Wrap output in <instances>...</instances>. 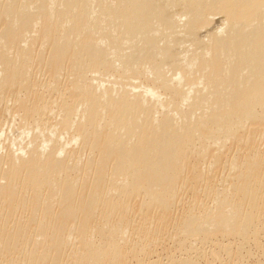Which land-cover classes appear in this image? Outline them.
I'll list each match as a JSON object with an SVG mask.
<instances>
[{
  "label": "bare ground",
  "instance_id": "bare-ground-1",
  "mask_svg": "<svg viewBox=\"0 0 264 264\" xmlns=\"http://www.w3.org/2000/svg\"><path fill=\"white\" fill-rule=\"evenodd\" d=\"M2 108L0 264H125L172 217L218 249L179 264L264 255V0H0Z\"/></svg>",
  "mask_w": 264,
  "mask_h": 264
},
{
  "label": "rangeland",
  "instance_id": "rangeland-1",
  "mask_svg": "<svg viewBox=\"0 0 264 264\" xmlns=\"http://www.w3.org/2000/svg\"><path fill=\"white\" fill-rule=\"evenodd\" d=\"M42 79H44L43 77L41 78V80ZM40 80V81H41ZM61 82V81H60ZM61 84H63V83H61ZM50 87V84H49V86H47V89ZM45 92H47L46 90H44ZM13 105H11V109H13ZM1 110V112L0 113H2V114H0V122L1 121H3L4 122V120H7L6 118H7V115H8V113H6V112H4L5 110H3V108L2 109H0ZM6 113V114H5ZM11 117L13 118L14 116H10V119H11ZM9 119V118H8ZM14 119V118H13ZM26 123H28L30 120H28V121H26V120H24ZM32 121V120H31ZM8 122L9 123H11V125H14V124H20V122H19V119L17 118V120H16V118H15V123H14V120H12L11 119V121L10 120H8ZM14 124H13V123ZM17 122V123H16ZM8 124V123H7ZM29 124V123H28ZM9 125L10 124H8V125H6L5 127H7L6 129H5V127L3 126L2 128H3V130H1L0 129V132L3 134H1L0 133V135H2V137L4 136V137H8V135H9V137L12 135H10V133H9V130L11 129H9ZM11 127V126H10ZM8 130V131H7ZM11 131V130H10ZM7 132V133H6ZM15 133V132H14ZM13 133V135H12V138H14V137H17V136H14L15 134ZM6 135V136H5ZM14 136V137H13ZM252 137H253V135H251ZM249 137L251 140H252V137ZM248 137V136H247ZM260 137V136H259ZM15 139V138H14ZM253 139H254V137H253ZM4 140L5 139H2L1 140V145L3 144L4 146H5V142H4ZM255 140V139H254ZM256 141H257V139H256ZM69 144V143H68ZM66 145V144H65ZM264 145V144H263ZM3 146V147H4ZM69 146V145H68ZM67 145H66V147H68ZM230 150V153H232L231 155H230V153L228 154V152L226 153L227 155L225 156V159L223 158V160H222V164H217V166L218 167H215V166H213V167H211L210 168V166L208 167V168H210V169H212V171L214 170V168H217L216 170H214V171H216L219 175L224 171V169H225V167H227V164L228 163H226L227 161H226V159L228 160V158L230 159V157H235L236 155H238L237 153H238V151H235V149L233 148L232 150V152H231V149H229ZM237 150V149H236ZM237 152V153H236ZM230 155V157H227V156H229ZM225 164V165H224ZM224 165V166H223ZM224 168V169H223ZM210 169L208 170L209 172H210ZM222 169V170H221ZM211 171V173L212 174H210L209 172V174L208 173H206V174H203L204 172H199L198 174L200 175H197L199 178L197 179V176H196V178L194 179V180H192L190 183L193 185H188V184H190V183H188V184H186L185 182H184V186L183 185H180V188L181 189H179V191H177L178 193V195H177V200H173L172 202H174V203H172L171 204V201H170V204L168 203V205H170V212H171V210H172V212H174V213H180L182 210V207H183V205L186 207V203H189V197H188V195L190 194L191 195V193H195L196 191H198L199 190V188L200 187H198V185H200V181L199 180H201L202 181V183L201 184H203L205 181H206V183H211L212 182V178H213V180H214V178L216 177V176H214L213 177V175L214 174H216V175H218L216 172H214V174H213V172ZM220 171V172H219ZM205 175H209L208 177L207 176H205ZM201 176L203 177V178H201ZM212 176V178H209V177H211ZM204 178H206V179H204ZM209 178V179H208ZM202 179H204V181L202 180ZM195 180H197L196 181V184H197V188L194 186V185H196L195 184ZM208 181V182H207ZM199 182V183H198ZM227 184V183H226ZM188 187H187V186ZM209 185V184H208ZM210 185H212V183L210 184ZM182 186V187H181ZM196 188V189H193V188ZM191 190H189V189ZM194 190V191H193ZM196 190V191H195ZM204 190H206V189H204ZM208 190V189H207ZM207 190L206 191H203V193L202 194H200V191H198L196 194H198L197 196L200 198L199 199V202H198V206H201L200 204H203L204 205V203L206 204L209 200V197H207L206 195L207 194H205V193H208L207 192ZM209 190H211L210 188H209ZM191 193H190V192ZM205 192V193H204ZM186 194H187V196H186ZM180 195V196H179ZM183 195V196H182ZM185 195V196H184ZM201 196V197H200ZM179 197V198H178ZM185 197H187V198H185ZM204 198V199H203ZM160 199V197L159 196H157L156 197V199H154L152 202L153 203H151L152 205L151 206H153L154 204H156L157 205V203H158V200ZM135 200H137V197H136V199ZM140 200H142V198H138V202H139V204L137 203H135V201H134V206L132 207V206H130L131 208H129V209H126V211H124V213H123V211L121 212V213H123V216H124V222L126 223V225L127 226H129L130 225V223H133L132 224V226L133 225H135L138 221H139V218L141 219V216H140V214H141V207H142V202L143 201H141V203H140ZM157 200V201H156ZM208 200V201H207ZM154 201H156L155 203H154ZM162 202V200L160 199L159 200V202ZM202 201H204V203H202ZM207 201V202H206ZM182 202H184V204L182 203ZM141 204V205H140ZM160 204V203H159ZM158 204V205H159ZM138 205V206H137ZM139 205H140V207H139ZM173 206V207H172ZM174 206H175V208H176V210L174 209ZM191 206H193V204H191ZM156 207V206H155ZM194 207V206H193ZM133 208V210H131ZM139 208H140V210H139ZM152 208V207H151ZM153 208H154V206H153ZM199 208V207H198ZM148 214L147 215H149V219L148 220H150V222L152 221L153 223H154V220H153V218L151 217L155 212L153 211V210H151V209H148ZM177 211V212H176ZM150 212L152 213V215L150 214ZM154 212V213H153ZM172 212L170 213V215L172 214ZM179 215H181V214H179ZM172 221H170V222H167L166 220L164 221V225H166L163 229H161V230H159L158 228H157V230H159L162 234L159 236V235H157V236H155L154 237V240L153 239H151L152 240V243H155L156 242V239H157V244L155 243V244H152L151 243V245H149V244H144V243H142V241H141V234H137V233H134V232H131V239H130V242H129V244H128V247H127V249H126V251L128 252H133V255H134V258L132 259V258H130V259H128L127 260V262H125V264H137V261H140V260H142V262H140L139 264H179V262L181 261V260H192V261H198V262H201V263H203V261L204 260H202V257L203 256H200V257H198V254L199 253H201V252H203V253H205L204 255H208V254H210L211 252H218V249H217V246L215 245V243H213L212 242V240L211 241H200V240H198V239H193V240H189V241H187L186 242V244H189V243H191L192 244V246H188V247H186V248H184V247H180L179 246V244H178V242H177V238L176 239H171V238H169V236L168 235H170L171 234V236H175L177 233L175 232V229H174V225L172 226V223H174L175 221H174V217H172ZM152 223V224H153ZM138 224V223H137ZM170 224V225H169ZM155 227H156V224H155ZM165 228H167V230L165 229ZM163 230V231H162ZM164 230H165V233H164ZM126 231H128V230H124V232H126ZM167 231V232H166ZM170 233H169V232ZM68 233H69V235H71L72 234V229H70V230H68L67 231ZM168 234V235H167ZM153 235H154V233H153ZM162 239H161V238ZM164 237V238H163ZM168 237V238H167ZM156 238V239H155ZM98 237H96V241H98ZM167 239V240H166ZM259 239L260 240H262L263 239V236H260L259 237ZM160 240V241H159ZM164 240V241H163ZM151 242V241H150ZM224 244H226V243H224ZM142 246L143 245V247L142 248H144L143 250H142V252L140 251V252H135L134 250H136V248H137V246ZM193 248L192 250H190L189 248ZM194 247H195V249H196V251L194 250ZM244 250H246V251H250V256H248L247 258H245L243 261H239V260H237V261H234V264H264V255H262V254H260L259 253V250L255 247V245L254 244H252V242L251 241H249V242H246L245 243V245H244ZM243 250V251H244ZM136 253V254H135ZM221 257H222V260H224V261H226V260H228V257L225 255V253L224 252H222L221 253ZM64 259H66V258H64Z\"/></svg>",
  "mask_w": 264,
  "mask_h": 264
}]
</instances>
